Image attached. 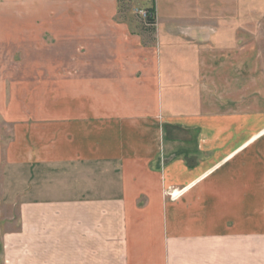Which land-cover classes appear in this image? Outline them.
<instances>
[{
    "label": "crops",
    "instance_id": "crops-1",
    "mask_svg": "<svg viewBox=\"0 0 264 264\" xmlns=\"http://www.w3.org/2000/svg\"><path fill=\"white\" fill-rule=\"evenodd\" d=\"M165 1L153 49L110 18L95 66L72 53L35 112L5 99L26 114L0 133V205L17 208L0 264H264V115L202 113L201 77L216 42L247 40L249 0Z\"/></svg>",
    "mask_w": 264,
    "mask_h": 264
},
{
    "label": "rangeland",
    "instance_id": "rangeland-1",
    "mask_svg": "<svg viewBox=\"0 0 264 264\" xmlns=\"http://www.w3.org/2000/svg\"><path fill=\"white\" fill-rule=\"evenodd\" d=\"M114 1L111 8L107 0H0V133L4 145L11 140L14 120L18 115L19 118L25 117L26 113L21 111L23 105V109L30 108L33 112L40 107L38 99L35 102L32 99L34 94L45 91V96L40 99L46 101V91L64 89L65 66L81 62V57L75 58L72 53L80 56L88 51L87 64L91 66L102 60L96 57V51L111 48L112 43L106 42L101 35L98 37L97 29L102 28L108 19L130 22L129 31L133 28L142 34V43L151 49L156 47V27L168 11L167 2ZM149 7L155 9L154 26H150L139 13ZM248 23L247 40L216 42L217 58L211 74L207 79L201 77L210 82L204 93L202 90L205 98L202 113L205 116L264 115V0H249ZM133 46L138 49L140 44L137 41ZM214 66L216 71L213 74ZM40 89L43 90L38 92ZM51 91L57 93L60 90ZM7 97L12 98L9 103L23 102L21 107H13L19 113L7 105L5 107ZM31 99L32 103H29ZM168 108L175 111L176 106L169 105ZM11 114L14 118H10ZM157 117L162 119L160 114ZM171 133L184 135L180 128H173ZM190 137L185 146L192 148V135ZM175 146V143L170 144L172 148ZM5 182L9 198L16 188L11 186L16 181ZM177 193V187L163 189L164 197L171 201L177 199ZM16 211V204L2 203L0 225L5 220L8 228H14Z\"/></svg>",
    "mask_w": 264,
    "mask_h": 264
},
{
    "label": "trees",
    "instance_id": "trees-1",
    "mask_svg": "<svg viewBox=\"0 0 264 264\" xmlns=\"http://www.w3.org/2000/svg\"><path fill=\"white\" fill-rule=\"evenodd\" d=\"M147 17L146 22L150 24V26H154L155 23V9L153 7L146 8Z\"/></svg>",
    "mask_w": 264,
    "mask_h": 264
},
{
    "label": "built area",
    "instance_id": "built-area-1",
    "mask_svg": "<svg viewBox=\"0 0 264 264\" xmlns=\"http://www.w3.org/2000/svg\"><path fill=\"white\" fill-rule=\"evenodd\" d=\"M139 13L141 14L142 18L146 21V17H147L146 9L139 10Z\"/></svg>",
    "mask_w": 264,
    "mask_h": 264
}]
</instances>
